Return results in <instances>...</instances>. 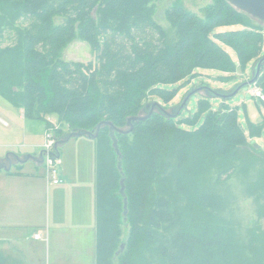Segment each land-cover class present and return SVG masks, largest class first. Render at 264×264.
<instances>
[{"label":"trees","instance_id":"trees-1","mask_svg":"<svg viewBox=\"0 0 264 264\" xmlns=\"http://www.w3.org/2000/svg\"><path fill=\"white\" fill-rule=\"evenodd\" d=\"M155 1L0 0L19 6L21 25L18 46L0 47V97L47 130L49 115L69 132H94L103 122L122 129L150 98L169 103L174 91L161 85L182 83L198 69L233 73L227 48L240 67L261 58L263 33L225 0L203 9V17L172 3L164 13L175 28L170 38L153 21ZM235 25L241 29L217 31ZM74 40L89 46L94 62L61 58ZM254 87L264 96V65ZM199 108L203 123L192 130L181 128L179 116L157 112L132 123L128 134H115L120 158L109 126H101L95 264H264V230L253 229L242 244L222 217V199L204 187L209 173L224 183L259 165L246 191L264 198V151L248 142L234 109L222 104L212 112L206 101ZM259 129L251 127L250 136ZM122 178L126 214L118 193ZM0 264L24 263L0 251Z\"/></svg>","mask_w":264,"mask_h":264},{"label":"rangeland","instance_id":"rangeland-1","mask_svg":"<svg viewBox=\"0 0 264 264\" xmlns=\"http://www.w3.org/2000/svg\"><path fill=\"white\" fill-rule=\"evenodd\" d=\"M174 2L181 5L185 11L199 17L204 16L202 14L203 9L218 3L217 0H156L153 2V21L169 38L175 35V28L165 17L164 13ZM235 12L243 19L245 24L260 30L264 36V23L262 21L238 9H235ZM19 15L20 10L17 4L0 3L1 48L13 47L18 44L21 28ZM58 21L56 20L55 22L58 23ZM239 29H241V26L235 25L221 27L217 31L224 32ZM226 50L235 66L233 73H226L216 69H198L195 71L193 77L188 78L182 83L164 84L160 86L162 90L174 91V96L168 104H163L158 98H150L148 102H158L165 110L170 112L175 107L181 105L188 94L201 87L208 88L211 91L229 92L242 82L248 81L256 60L249 61L243 67H240L234 51L229 48ZM263 56L264 46L260 57ZM61 58L67 62H80L83 64L94 62V56L89 46L77 40L72 41L63 49ZM201 101H206L209 105V110L212 112L218 111L222 105L221 99L207 97L204 91L193 94L189 98L186 108L179 114L178 118L182 121L181 128L192 130L200 127L203 123L204 112H201L199 108V102ZM223 105L236 111L238 123L244 130L248 142L252 145L259 146L264 151V100L259 99L255 94L254 85L241 88L232 98L226 100ZM20 110L16 109L12 111L13 122L18 127H13L12 124H9L8 128L0 125V134L6 139L18 142L19 145H25L29 142H41L44 131L41 151L36 152V150L24 147L20 148V146L12 147L8 150L0 147V154L6 150L17 154L21 161L23 160L24 153L34 155V157L38 158V162L29 160L25 164L10 157V171L13 173L22 171L24 173L42 175L45 172L43 150L47 134H52L57 142L62 135L69 131L65 126L59 124L57 117L54 115L46 116V120L51 123V128L47 130L43 122L19 119L22 112ZM0 116L4 121L9 123L7 116ZM191 119L193 120L192 124L189 123ZM24 126L29 130L24 131ZM251 127H260L258 134L252 137L250 136ZM126 128L124 127L122 130H126ZM58 130H60V134L57 133ZM99 148L102 147L100 143L98 145V139H88L86 137L72 138L58 148L60 154L59 168H61L64 174L72 176L74 187L68 192L60 193L55 202L50 198V228L53 232L54 221L61 222L66 226L77 223V229H81L82 235H79L77 244L78 248H80V256L74 260H68V258H64L68 255L64 254L62 258V263L64 264H94V223L91 222V183L95 178V162L97 163V152ZM0 162H3V160H0ZM259 167V165H256L250 174L246 176L235 174L224 183H216V175L209 173L205 176V185L203 183L204 187L206 186L208 190L213 191L222 199V217L233 227L237 238L242 244L248 242L249 233L253 229L259 228L264 230V214L262 215L259 212V209L264 205V198L258 199L257 196H250L246 191L249 183L256 178ZM37 232L41 233L40 230ZM44 233L46 231L44 232L42 230V235ZM128 234H122L121 241L127 242ZM46 254L44 252V256Z\"/></svg>","mask_w":264,"mask_h":264},{"label":"crops","instance_id":"crops-1","mask_svg":"<svg viewBox=\"0 0 264 264\" xmlns=\"http://www.w3.org/2000/svg\"><path fill=\"white\" fill-rule=\"evenodd\" d=\"M16 109L18 108L13 107L0 97V115L7 116L9 119V123H7L0 116V125L8 128L9 124H12L13 127H18L13 122L12 115V111ZM20 118L26 120L22 112L21 116H19ZM28 130L24 126V131ZM43 134L44 131L41 142H29L25 145H19L18 142L6 139L0 134V147L8 150L9 148L20 146V148L24 147L39 152L41 151ZM59 147L61 146L57 147V151ZM6 150L0 154V160H3L5 164H8L7 166H10V157L14 159L13 156L18 157V155ZM27 155L34 157V155L24 153V156ZM58 156L57 174L61 179L59 184H53L48 181L46 171L42 175H34L22 171L18 172L19 175H15L13 172L9 173L11 172L10 170L8 172L0 171V251L11 252L13 255L19 257L24 264H64L62 263L64 254L69 256L64 257L65 259L68 258V260H74L80 256V248H78L77 244L79 235H82L81 229H77V223L66 226L61 222L54 221L53 232L50 228V198L55 202L60 193L68 192L74 187L72 176L64 174L61 168H59V151ZM6 157H8V160H6ZM96 169L95 162V178L91 183V222L94 223V264L96 263ZM38 230L41 233H38ZM42 230L46 231L44 235H42ZM38 234L40 238L36 240L34 236ZM44 252L47 253L46 256H44Z\"/></svg>","mask_w":264,"mask_h":264},{"label":"water","instance_id":"water-1","mask_svg":"<svg viewBox=\"0 0 264 264\" xmlns=\"http://www.w3.org/2000/svg\"><path fill=\"white\" fill-rule=\"evenodd\" d=\"M225 1L227 3H229L233 8L238 9L240 11H243L246 14H248V15H250V16H252V17H254V18H256V19H258L264 23V0H225ZM262 65H264V56L261 57L253 66L251 77L249 78V80L246 82H242L237 87H235L232 91H229V92L211 91L208 88L201 87V88L191 92L190 94H188L186 96L185 100L182 102V104L175 107L170 112L165 110L158 102L146 103L142 109L141 115L127 119V123H126L127 129L126 130L118 129V128L112 126V124H110V123L103 122V123L98 124V126L96 127V131H94V132L93 131L89 132V131H84V130L70 131V132L62 135L61 138L56 142L55 152L57 153V156H58L57 147L62 146L63 144H65L66 142H68L72 138L86 137L88 139H96L98 136V131L101 128V126H103V125L107 126L108 125L109 126V136L112 140V146L114 148V151L116 152V154L120 158L119 151L117 148L116 139H115V134H128L132 130V123H138V122H141V121L148 119L153 112H157L166 118H170V119L176 118L177 116H179V114L182 112V110L186 108V104H187L189 98L197 92L204 91V93L207 97L219 98V99H221L222 104H223L226 100L232 98L241 88L247 87V86H253L255 84L257 78L259 77L260 68ZM254 147H259V146L254 145ZM13 157L15 160L22 162V163H25L29 159H31V161L38 162V158L32 157L30 155L24 156L22 161L17 156H13ZM6 160H8V157H6ZM118 168H120V164H118ZM1 170L8 172L10 170V166H6V164L4 162H0V171ZM118 193L121 196L122 201H123V210H124L123 214H126L127 199H126V194H125L124 178H122L119 181V192ZM123 249H124V246L121 245L119 252H121Z\"/></svg>","mask_w":264,"mask_h":264},{"label":"built area","instance_id":"built-area-1","mask_svg":"<svg viewBox=\"0 0 264 264\" xmlns=\"http://www.w3.org/2000/svg\"><path fill=\"white\" fill-rule=\"evenodd\" d=\"M255 88V94L259 97V99L264 100L263 94L260 92V90L256 87ZM4 125L6 123L3 122ZM55 145L56 140L52 136V134H47L46 142L44 143V150H43V157H44V168L46 171V177L48 181L52 182L53 184H59L61 182V179L58 177L57 174V167L59 164V156H57V153L55 152ZM34 238L37 240L40 238V235H35Z\"/></svg>","mask_w":264,"mask_h":264}]
</instances>
